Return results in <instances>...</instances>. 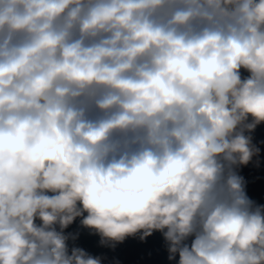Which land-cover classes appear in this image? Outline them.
I'll use <instances>...</instances> for the list:
<instances>
[{
  "label": "clouds",
  "instance_id": "1",
  "mask_svg": "<svg viewBox=\"0 0 264 264\" xmlns=\"http://www.w3.org/2000/svg\"><path fill=\"white\" fill-rule=\"evenodd\" d=\"M261 123L264 0H0V264H101L69 249L78 217L112 246L160 231L178 264H264L235 171Z\"/></svg>",
  "mask_w": 264,
  "mask_h": 264
},
{
  "label": "water",
  "instance_id": "2",
  "mask_svg": "<svg viewBox=\"0 0 264 264\" xmlns=\"http://www.w3.org/2000/svg\"><path fill=\"white\" fill-rule=\"evenodd\" d=\"M241 74L242 77L248 76L244 70ZM246 135L252 137V143L259 149V154L253 156L247 165L236 167L235 171L243 178L247 197L255 205H264V123L257 125L254 131ZM81 220L82 217L76 218L64 230L66 235L76 236L75 239L68 240L69 249L82 248L89 255L100 258L101 264H178V255L174 260H169L168 243L160 231H153L143 240L140 238L142 233H138L112 246L102 244L100 235L84 227ZM193 239L194 237H189L185 242L190 245Z\"/></svg>",
  "mask_w": 264,
  "mask_h": 264
}]
</instances>
